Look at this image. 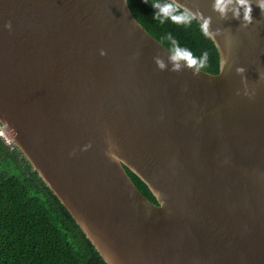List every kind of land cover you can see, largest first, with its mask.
<instances>
[{
	"label": "water",
	"instance_id": "1",
	"mask_svg": "<svg viewBox=\"0 0 264 264\" xmlns=\"http://www.w3.org/2000/svg\"><path fill=\"white\" fill-rule=\"evenodd\" d=\"M176 2L216 74L172 70L127 0H0V127L105 264H264V13Z\"/></svg>",
	"mask_w": 264,
	"mask_h": 264
},
{
	"label": "trees",
	"instance_id": "2",
	"mask_svg": "<svg viewBox=\"0 0 264 264\" xmlns=\"http://www.w3.org/2000/svg\"><path fill=\"white\" fill-rule=\"evenodd\" d=\"M144 0H127L138 23L171 51L165 33L171 32L181 46L199 56L208 52L201 69L218 72V54L198 22L189 26L152 17L153 8ZM138 191L155 203L146 186L126 169ZM0 264H105L67 210L46 187L17 150L0 139Z\"/></svg>",
	"mask_w": 264,
	"mask_h": 264
},
{
	"label": "clouds",
	"instance_id": "3",
	"mask_svg": "<svg viewBox=\"0 0 264 264\" xmlns=\"http://www.w3.org/2000/svg\"><path fill=\"white\" fill-rule=\"evenodd\" d=\"M149 3V0H144ZM150 6L153 8L152 17L154 20L164 24L165 21H170L174 24L189 26L193 21L198 22L200 31L206 37L214 39V34L209 31L208 19L197 20L196 14L186 7L179 5L176 0H151ZM257 7L261 13H264V0H213V9L224 17L229 11L232 12L234 18L242 21L244 26L252 22V8ZM5 28H11V23L6 22ZM166 38L171 43V55L169 57L172 62V70H179L181 67H190L193 73L196 74L201 70L208 59V52L202 51L199 56H196L192 51L184 46H181L171 32L165 33ZM158 67L163 69L165 65L159 59L156 60ZM224 61H221L223 67ZM243 68H238V72H242ZM251 98V97H250ZM163 203V201H162Z\"/></svg>",
	"mask_w": 264,
	"mask_h": 264
},
{
	"label": "built area",
	"instance_id": "4",
	"mask_svg": "<svg viewBox=\"0 0 264 264\" xmlns=\"http://www.w3.org/2000/svg\"><path fill=\"white\" fill-rule=\"evenodd\" d=\"M0 139H2L7 144V146H9L10 149L14 147L11 143L10 135L1 127H0Z\"/></svg>",
	"mask_w": 264,
	"mask_h": 264
}]
</instances>
